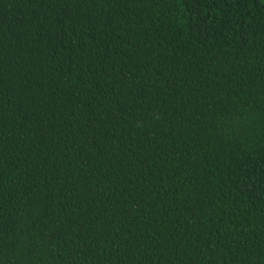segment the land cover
<instances>
[{
  "label": "trees",
  "instance_id": "16d2710c",
  "mask_svg": "<svg viewBox=\"0 0 264 264\" xmlns=\"http://www.w3.org/2000/svg\"><path fill=\"white\" fill-rule=\"evenodd\" d=\"M0 264H264V0H0Z\"/></svg>",
  "mask_w": 264,
  "mask_h": 264
}]
</instances>
